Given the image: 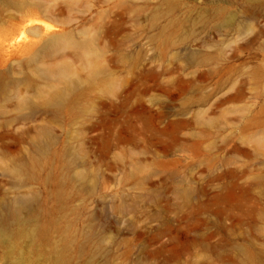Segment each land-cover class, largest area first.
Wrapping results in <instances>:
<instances>
[{"label": "rangeland", "instance_id": "rangeland-1", "mask_svg": "<svg viewBox=\"0 0 264 264\" xmlns=\"http://www.w3.org/2000/svg\"><path fill=\"white\" fill-rule=\"evenodd\" d=\"M1 81L0 264H264V0H0Z\"/></svg>", "mask_w": 264, "mask_h": 264}, {"label": "bare ground", "instance_id": "bare-ground-1", "mask_svg": "<svg viewBox=\"0 0 264 264\" xmlns=\"http://www.w3.org/2000/svg\"><path fill=\"white\" fill-rule=\"evenodd\" d=\"M171 4H174L177 2V0H169ZM217 15H226L229 14V11L225 10L224 8H219L214 11ZM36 26H42L45 30H50L51 27L45 23H42L40 21H33L32 22ZM34 26V28L29 29L28 32L30 34H33L34 31H39L37 27ZM58 47H66L69 49H72L75 52H82L85 50H88L91 45L89 41L86 40H77L74 37H72L69 33H61V34H55L53 36H50L45 40L44 44L41 47L42 52H51L52 50L58 48ZM56 77V83L62 85L60 88H57L54 95H52L51 100V109H57L63 105H65V102L72 101V103L76 104V99H68V92L75 88L76 84L74 81L71 80L69 76V72L66 68L60 69L55 73ZM3 82V81H1ZM9 87V83L3 82L0 83V91H5ZM29 100V99H28ZM78 106V105H77ZM20 111H28L29 113H32L34 111V108L32 105H29L28 102H21V104L18 105ZM80 108V106H78ZM68 108V106L63 107ZM78 110V109H77ZM8 122V121H7ZM4 126H0V128L3 129V127H6L5 123H3ZM5 135V132L0 133V138H2ZM43 141V140H42ZM43 147L44 145H34L32 148L34 149V155L35 158L32 160V164H35L39 161V157L43 154ZM26 166V164L21 165V163L15 167L11 168L10 173L17 175L21 172V170ZM80 175V174H79ZM226 196H229V193L225 194ZM3 207V208H2ZM28 208V201L25 198H15L9 202H5L4 204H0V242L5 243L6 248V258H13L14 257V248L18 250V247L16 244L13 243L10 237V231L9 229V223L12 221H17V219L20 216V213ZM32 234V233H31ZM24 233L23 235H18L15 240L18 239H26L27 237ZM30 236V235H29ZM15 245V247H14ZM12 256V257H11Z\"/></svg>", "mask_w": 264, "mask_h": 264}, {"label": "water", "instance_id": "water-1", "mask_svg": "<svg viewBox=\"0 0 264 264\" xmlns=\"http://www.w3.org/2000/svg\"><path fill=\"white\" fill-rule=\"evenodd\" d=\"M38 29V28H37ZM39 30V29H38Z\"/></svg>", "mask_w": 264, "mask_h": 264}]
</instances>
